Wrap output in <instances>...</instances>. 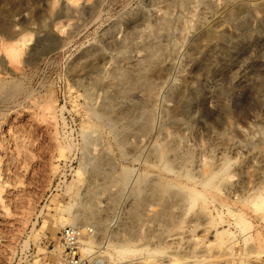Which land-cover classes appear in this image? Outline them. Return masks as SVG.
<instances>
[{
	"label": "rangeland",
	"instance_id": "1",
	"mask_svg": "<svg viewBox=\"0 0 264 264\" xmlns=\"http://www.w3.org/2000/svg\"><path fill=\"white\" fill-rule=\"evenodd\" d=\"M66 228L87 264H264V0H0V264Z\"/></svg>",
	"mask_w": 264,
	"mask_h": 264
},
{
	"label": "built area",
	"instance_id": "2",
	"mask_svg": "<svg viewBox=\"0 0 264 264\" xmlns=\"http://www.w3.org/2000/svg\"><path fill=\"white\" fill-rule=\"evenodd\" d=\"M61 237L65 247V264H87L77 256V246L80 237L79 231L75 228H66L62 231Z\"/></svg>",
	"mask_w": 264,
	"mask_h": 264
},
{
	"label": "bare ground",
	"instance_id": "3",
	"mask_svg": "<svg viewBox=\"0 0 264 264\" xmlns=\"http://www.w3.org/2000/svg\"><path fill=\"white\" fill-rule=\"evenodd\" d=\"M74 220H75V221H79L77 215L74 216ZM223 235H225V232H224L223 234H220V235H219V238H218L219 248H223V246H224V243H223V241H224V236H223Z\"/></svg>",
	"mask_w": 264,
	"mask_h": 264
}]
</instances>
